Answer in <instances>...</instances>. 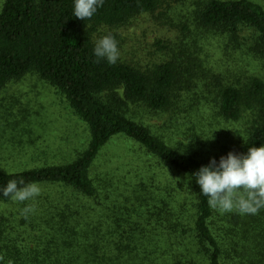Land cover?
I'll list each match as a JSON object with an SVG mask.
<instances>
[{
	"label": "trees",
	"instance_id": "trees-1",
	"mask_svg": "<svg viewBox=\"0 0 264 264\" xmlns=\"http://www.w3.org/2000/svg\"><path fill=\"white\" fill-rule=\"evenodd\" d=\"M159 0H104L91 19L73 16V0H5L0 12V92L29 74L66 99L88 128L87 147L70 162L22 172H1L0 186L23 177L41 194L27 220L24 203L10 208L0 196V264H264V208L255 215L219 213L186 174L229 152L264 144V79L223 84L200 58L198 37L244 47L264 68V7L254 0H199L195 38L168 61L141 69L94 62V34L154 14ZM182 25L188 33L193 26ZM210 74V76H209ZM211 80V82H209ZM205 106L191 102L200 83ZM135 107L134 112L132 108ZM146 116L161 123L149 125ZM250 117L236 143L200 140L203 122L238 123ZM182 136L189 144L176 139ZM137 144L160 175L116 194L114 176H97L105 148L117 138ZM132 204V206H131ZM131 206V207H130Z\"/></svg>",
	"mask_w": 264,
	"mask_h": 264
},
{
	"label": "rangeland",
	"instance_id": "rangeland-1",
	"mask_svg": "<svg viewBox=\"0 0 264 264\" xmlns=\"http://www.w3.org/2000/svg\"><path fill=\"white\" fill-rule=\"evenodd\" d=\"M198 1L159 0L160 5L154 14L140 15L131 24L123 27H99L94 34V41L102 35H112L117 42V61L120 63H128L141 69L163 63L174 53L182 51L192 40L190 38H195L192 22L196 16ZM254 1L264 7V0ZM4 2L5 0H0V12ZM184 23L193 26L187 39L185 36L188 33L182 28ZM199 37L200 58L209 72L219 76L223 84L239 81L245 83L251 76L264 79L262 63L245 47L243 50L234 49L212 36L204 38L202 32L196 39ZM207 91L205 83H200L192 91L195 95L191 102L212 105V100L205 98L208 97ZM134 109L135 107L132 108L133 112ZM143 117L149 125L159 126L161 123L144 113ZM248 121L250 117L244 115L238 123L217 120L210 125L203 122L199 141L209 138L208 147L214 143L216 147L218 141L236 143ZM176 139L184 144L190 143L182 136ZM88 141L87 126L72 113L64 96L37 75L29 74L8 84L0 92L1 172H22L65 164L76 153L82 152ZM99 160L98 179L107 180V172L114 176L113 188L116 193L108 200L109 205H112L117 193L129 197L131 183L140 179L147 183L153 174L162 173L137 144L123 137L114 139ZM16 205L14 202L10 208ZM155 263L170 264L167 256L160 253L157 254Z\"/></svg>",
	"mask_w": 264,
	"mask_h": 264
},
{
	"label": "clouds",
	"instance_id": "clouds-1",
	"mask_svg": "<svg viewBox=\"0 0 264 264\" xmlns=\"http://www.w3.org/2000/svg\"><path fill=\"white\" fill-rule=\"evenodd\" d=\"M104 0H73V16L80 20L91 19L102 7ZM94 62L106 60L115 64L119 51L115 38L108 34L95 39ZM195 180L200 194L207 198L209 208L219 213L236 212L255 215L264 208V144L248 147L246 153L229 152L219 161L212 158L208 165L186 174L185 186ZM41 186L37 182H26L23 177L9 179L0 186V196L15 203H24L19 215L25 220L34 213V201L40 196Z\"/></svg>",
	"mask_w": 264,
	"mask_h": 264
}]
</instances>
